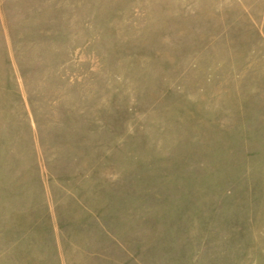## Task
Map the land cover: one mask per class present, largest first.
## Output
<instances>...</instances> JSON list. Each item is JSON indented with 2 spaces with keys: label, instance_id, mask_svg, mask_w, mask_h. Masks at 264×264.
Returning <instances> with one entry per match:
<instances>
[{
  "label": "rangeland",
  "instance_id": "374dc122",
  "mask_svg": "<svg viewBox=\"0 0 264 264\" xmlns=\"http://www.w3.org/2000/svg\"><path fill=\"white\" fill-rule=\"evenodd\" d=\"M0 264H264V0H0Z\"/></svg>",
  "mask_w": 264,
  "mask_h": 264
}]
</instances>
